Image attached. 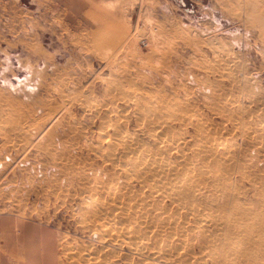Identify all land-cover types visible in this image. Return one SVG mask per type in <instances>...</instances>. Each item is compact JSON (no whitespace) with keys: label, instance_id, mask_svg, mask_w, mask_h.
Segmentation results:
<instances>
[{"label":"rangeland","instance_id":"obj_1","mask_svg":"<svg viewBox=\"0 0 264 264\" xmlns=\"http://www.w3.org/2000/svg\"><path fill=\"white\" fill-rule=\"evenodd\" d=\"M104 117L122 126L118 151L104 140L111 129L96 133ZM165 123L179 146L168 144L172 163L199 138L196 123L258 165L247 173L264 175V40L243 6L0 0V264H76L66 253L85 245L103 254L117 247L119 264L138 263L90 223H114L110 214L120 221L126 204L147 212L148 223L161 208L178 209L133 171L130 136L142 142L139 157L153 155L148 150L160 144L148 131ZM243 130L257 137L252 147ZM238 184L231 189L241 198L252 195L249 181ZM128 213L131 221L138 215Z\"/></svg>","mask_w":264,"mask_h":264},{"label":"bare ground","instance_id":"obj_2","mask_svg":"<svg viewBox=\"0 0 264 264\" xmlns=\"http://www.w3.org/2000/svg\"><path fill=\"white\" fill-rule=\"evenodd\" d=\"M230 1L244 7L246 20L258 26L264 40V0ZM113 4L110 3L108 6H114ZM4 83L15 87L14 83L6 79ZM140 108L142 109L141 106ZM159 118L157 117L161 121ZM146 120H143L140 129H147ZM119 123L112 118L104 117L103 122L97 127V134H105L106 128L112 130V135L104 139L111 150L118 151L123 145L120 140L122 126ZM181 123L185 126L187 122L183 119ZM165 124V129L156 126L155 129L152 128L153 130L150 127L148 131L149 136L160 144L148 150L153 152V155L139 157L142 142L140 144V140L137 141L136 137L130 136V142L134 145L131 153H137L133 171L142 173L143 183H156L161 186L157 194L159 198L161 200L167 198L178 209L172 211L168 206V214H166L167 211L161 208L162 213H157L156 222L148 223L147 219H143L147 212L142 216L143 213L137 209V204H126L128 212L133 214L138 212L137 216H132L133 221L127 212L122 215L120 221L116 215L110 214L114 223L93 222L90 226L97 229L106 244L114 239H116L115 245L125 244L132 255L139 257L140 261L136 264H264V185H261L262 182L264 183V175L247 173L248 168L252 171L258 170V165L244 156L241 151L239 153L235 143H229L223 137H214V134L211 135L203 124L201 127L196 123L194 128L199 138L195 137L194 144L190 145L187 142L184 146L182 144L183 147L177 150V158L172 163L168 160V144L171 149L179 146L175 148L172 137L168 136V123ZM261 127L264 129V125ZM243 131L248 137L245 143L250 147L255 145L257 137L248 136L249 134ZM185 148L194 151L193 154L191 153L192 156L189 152H185ZM262 151L264 152V149ZM240 155L244 157L242 161H237V156ZM237 173H240V180L236 176ZM243 180L251 183L253 193L245 194L244 198H241V189L232 190L231 185L233 182L238 184ZM84 247L80 250L73 249L66 255L76 264L120 263L117 258L119 252L117 247L110 251L108 249L104 254L93 253V248L91 250V247L90 249ZM83 250H87V253Z\"/></svg>","mask_w":264,"mask_h":264}]
</instances>
